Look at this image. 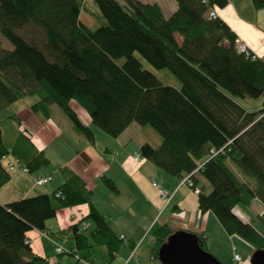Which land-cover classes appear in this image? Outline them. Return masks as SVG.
Returning <instances> with one entry per match:
<instances>
[{
    "label": "trees",
    "instance_id": "trees-1",
    "mask_svg": "<svg viewBox=\"0 0 264 264\" xmlns=\"http://www.w3.org/2000/svg\"><path fill=\"white\" fill-rule=\"evenodd\" d=\"M92 1L103 19L94 29L79 19L82 0H0V35L12 46L5 49L0 41V110L35 96L29 106L34 114L47 120L50 106L56 105L88 142L93 130L78 118L71 100L111 138L132 122L149 126L160 142L156 147L140 144L138 155L170 176L187 177L188 187L197 191L200 213L212 212L226 234L241 238L253 251L261 248L264 232L234 208L254 198L264 206V59L240 52L228 25L208 16L227 0H175L168 17L157 3ZM250 1L254 9L264 7V0ZM135 53L154 68L168 70L180 86L161 84ZM236 98L259 101L260 108L248 110ZM17 134L18 140L6 143L0 127V188L10 179L2 162L6 155L22 159L29 173L49 164L42 151L24 157L19 149L28 137L22 129ZM61 171L65 180L52 194L0 204V264H49L32 252L27 232L45 230L59 208L79 204L88 205L89 212L70 226L74 248L68 251L91 264H112L122 240L94 208L85 183ZM199 178L210 190L197 186ZM103 182L115 190L111 180ZM258 218L264 227V210ZM85 220L92 224L88 233L80 232ZM149 231L154 240L150 255L157 264L159 247L172 235L194 234L207 251L202 233L166 224H153Z\"/></svg>",
    "mask_w": 264,
    "mask_h": 264
},
{
    "label": "crops",
    "instance_id": "crops-1",
    "mask_svg": "<svg viewBox=\"0 0 264 264\" xmlns=\"http://www.w3.org/2000/svg\"><path fill=\"white\" fill-rule=\"evenodd\" d=\"M164 5L170 14L177 6L170 0L165 1ZM215 11L216 16L224 21L235 34L236 46L243 43L256 57L264 59V7L254 9L250 0H227L225 6ZM50 110L51 116L47 120L34 114L30 108L26 111V120L21 112L16 114V118L26 121L31 129V132L24 130L28 140L26 137L23 138L27 140V143L19 151L24 157L33 156L37 151H42L49 159V164L33 173H26L20 170V167L25 164L22 159L12 154L4 156L3 166L10 172V179L2 187L11 184L16 197L14 199L52 194L65 180L61 169H67L77 175L85 183L86 188L92 191L91 201L94 208L102 214L116 236L122 240L126 239L129 255L125 256V260L123 257L122 263L119 264H157L150 255L153 237L147 240L150 234L149 229L153 224H166L174 230L202 233L210 253L216 257L219 255L218 259L222 262L231 261L235 264L228 245H210V236L207 234L208 224L212 223L216 227L214 220L216 222L218 220L210 211L205 213L198 211L197 195L186 184L187 177L178 179L170 176L145 159L134 161L133 157L138 154V147L147 140L140 135L135 141H131L134 148L128 147V142L132 139L131 134L138 131V127H132L133 122L112 139H107L92 129L94 138L92 142H88L74 130L72 125L67 123L66 126L61 127L53 122L52 114L58 117L60 115L51 106ZM75 112L82 123L90 127V118L82 119L77 110ZM19 138L17 134L14 140ZM159 142L156 141V145ZM7 164H12L14 168L8 169ZM47 175L51 177L49 182L43 185L34 183L36 176ZM103 178L111 180L115 190L109 189L104 184ZM199 180L198 187H203L206 191L210 189L202 178ZM159 189L167 193V199L161 198ZM254 202L256 205L252 212ZM4 203L0 201V204ZM245 208L244 210L241 206H237L234 210L246 221L253 220L251 218L253 214L258 217L264 210V206L257 198H254ZM127 210L130 211V215ZM248 210L253 214H248ZM88 212L89 206L86 204L59 208L53 218L46 220L45 230L32 229L27 232L26 241L32 252L47 259L49 264H75L73 256L67 253H56L55 246L57 243L65 249L74 248L70 226L85 217ZM79 227H81L80 232L84 230L88 233L87 230L91 229L92 224L85 220ZM129 243L136 245L132 249ZM248 246L252 253V247ZM233 249L236 251L235 247ZM120 251L121 249L118 250ZM118 252L112 264H117ZM79 264L88 263L82 260ZM240 264L247 263L241 258Z\"/></svg>",
    "mask_w": 264,
    "mask_h": 264
},
{
    "label": "rangeland",
    "instance_id": "rangeland-1",
    "mask_svg": "<svg viewBox=\"0 0 264 264\" xmlns=\"http://www.w3.org/2000/svg\"><path fill=\"white\" fill-rule=\"evenodd\" d=\"M140 1L146 2V3H157L162 8V12H163L164 16L167 17L170 15L169 10L166 9V7L164 5L165 1H169V0H156V1L140 0ZM170 1H173L174 3H176L175 0H170ZM99 15H100L99 8L92 0H82V8H81L80 13H79V19L83 24H85L90 29L96 28L103 21V19H100L101 17L99 18ZM0 41L2 43L3 48H5V49L12 48L11 43L7 39L2 37L1 35H0ZM135 56H136V58L139 59L141 65H142V68L144 70H147V71L153 73L156 76V78L161 82V84L166 85V86L176 87V88H178L180 86V83L177 80V78L172 73H170L168 70L154 68L145 59H143L138 53H135ZM122 61H123L122 58H119L117 60L118 63H121ZM35 100H36L35 96H25L21 99L16 100L14 103L10 104L6 108H3L0 110V127L2 129V137L6 143H12L14 141V139L17 137V133H18V131H20V129H22L23 131L25 130L26 132H28L30 130L29 132H31L30 126L26 121L24 122L23 119L14 120L12 118V115L16 116V114L18 115V113L21 112V115L26 120L27 119L26 111L28 110L30 104H32ZM236 101H238L242 106H244L246 109L251 110V111H255V110H258L260 108V102L259 101H250L248 99L242 100L239 98H236ZM70 106L74 110H77L80 118L83 119L84 117H86L89 120L87 113L75 101L71 100ZM51 108L54 109L55 111H57L60 115V117H58L57 115L52 114L53 122H55L57 125H59L61 127L66 126L67 123L70 126L72 125L71 122L68 120V118L63 114V112L56 105H51ZM89 125H90L91 129H93L94 131H97L101 135H104V137H106L107 139L108 138L112 139L110 136H108L107 134H105L104 132H102L101 130L96 128L95 126H93L91 122L89 123ZM132 127H138V131L136 133L131 134L132 139L129 140L128 147L133 149L134 146H133L131 141H135V139H137L138 136H140V135L145 137L147 142L149 144H151L153 147L157 146L156 141H160V138L149 126H139V124H137L136 122H133ZM137 155L138 154H136V156ZM134 157H135V155H134ZM231 166L237 172L239 177H244L236 170V168L233 165H231ZM250 181L252 182V184L254 183V181L252 179H250ZM185 182H186V180H185ZM14 194L15 193L13 192V189L11 188V184H8V185L2 187L0 189V201L7 203L10 201L16 200V199H14V198H16V197H14ZM20 194H22V193H20ZM255 205H256V202H254V204L251 208L252 212H254L253 210H255L254 209ZM241 207L244 210L246 209L244 206H241ZM127 212L130 215V211L127 210ZM252 212H249V210H248V214H253ZM251 218L253 219L251 221L252 224L260 232H264V227H263V223L261 222V220L255 214H253ZM214 223H215L216 227H214V225L212 223L208 224L207 234H208V236H210L209 237L210 238V245L215 244L217 246H224L226 244L231 249V255H233V253H237L242 258V260L244 262H246L247 264H250L249 259L251 256V253H250L251 251H250L248 244L239 237L228 236V234L225 233L224 229L222 228V226H220V224L218 222H216L214 220ZM216 223H218V224H216ZM150 238H152L151 234L148 235L147 240ZM126 242H127L126 239L125 240L123 239L119 243V249H121V251L118 252V254H117V259H116L117 264L122 263V258L124 257V260H125V258L129 255V250L127 248ZM234 247L236 248V251H234V249H233ZM207 252L210 253V251H208V250H207ZM210 254L213 255L212 253H210ZM213 256L218 261H220V259H218L219 255H217L218 257H216L215 255H213ZM220 262L223 264H232L231 261L230 262L229 261H225V262L220 261Z\"/></svg>",
    "mask_w": 264,
    "mask_h": 264
},
{
    "label": "water",
    "instance_id": "water-1",
    "mask_svg": "<svg viewBox=\"0 0 264 264\" xmlns=\"http://www.w3.org/2000/svg\"><path fill=\"white\" fill-rule=\"evenodd\" d=\"M157 257L161 264H223L198 246L194 234L170 236L159 247ZM249 260L250 264H264V244L251 253Z\"/></svg>",
    "mask_w": 264,
    "mask_h": 264
},
{
    "label": "built area",
    "instance_id": "built-area-1",
    "mask_svg": "<svg viewBox=\"0 0 264 264\" xmlns=\"http://www.w3.org/2000/svg\"><path fill=\"white\" fill-rule=\"evenodd\" d=\"M208 16H209V17H215V16H216V12H215V10H214V9L209 10V12H208ZM237 48H238V50H239L240 52H243V53H245V54H249V52H250V51L247 49L246 45L243 44V43L238 44V45H237ZM253 56H255V55L253 54ZM253 56H252V57H253ZM133 158H134V161H140V160L142 159L139 155H137V156H135V157H133ZM6 167H7L8 169H10V170H12V169L14 168L12 164H7ZM20 170L23 171V172H26V173L28 172L27 168L24 167V166L20 167ZM50 180H51L50 175H47V176H36V177L34 178V183H35L36 185H43V184L49 182ZM195 192H197V191H195ZM159 194H160V196H161V198H162L163 200L167 199V196H168V195H167L166 192H164V191H162V190L159 189ZM56 195H59V194L56 193ZM55 251H56V253H58V254H64V253H67V252H68L71 256H73V258H74V260H75V264H79V262L82 261V260L79 258L78 254H77L75 251H71V252H69L68 249H65V248H64L62 245H60V244H57V243H56ZM233 261H234L235 264H240V263H241V258H240V256H239L237 253H234V254H233ZM87 263H88V262H87ZM88 264H91V263H88Z\"/></svg>",
    "mask_w": 264,
    "mask_h": 264
},
{
    "label": "bare ground",
    "instance_id": "bare-ground-1",
    "mask_svg": "<svg viewBox=\"0 0 264 264\" xmlns=\"http://www.w3.org/2000/svg\"><path fill=\"white\" fill-rule=\"evenodd\" d=\"M216 12V11H215ZM216 17V16H215ZM4 158V157H3Z\"/></svg>",
    "mask_w": 264,
    "mask_h": 264
}]
</instances>
